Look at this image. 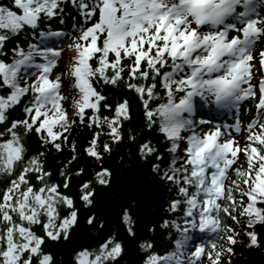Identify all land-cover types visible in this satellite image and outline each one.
I'll use <instances>...</instances> for the list:
<instances>
[{
	"label": "snow or ice",
	"instance_id": "snow-or-ice-1",
	"mask_svg": "<svg viewBox=\"0 0 264 264\" xmlns=\"http://www.w3.org/2000/svg\"><path fill=\"white\" fill-rule=\"evenodd\" d=\"M69 2L76 11L71 33L51 23L64 24V0L0 2V264H55L46 240H67L81 216L76 201L91 206L95 185L110 182L104 153L123 141L131 106L127 95L110 103L109 86L134 92L146 126L163 137L165 151L159 141L128 134L176 193L167 209L174 218L163 220L172 230L171 247L158 251L142 241V264H231L241 233L249 246H258L259 234L249 229L264 224V74L254 78L251 62L264 38V0ZM21 34L29 39L22 43ZM69 36L65 47L75 55L57 70L64 49L53 45ZM258 58L260 72L264 47ZM62 77L72 81L67 94ZM21 105L20 117L13 118ZM242 106L255 109L246 126ZM213 110H226L234 122L212 116ZM76 124L96 129L85 152L101 166L74 196L67 189L75 142L61 179L53 180L46 153L31 151L30 140L60 152ZM242 131L248 133L243 143L237 138ZM105 135L109 139L101 142ZM84 171L77 168L75 175ZM120 219L134 235L129 210ZM85 223L97 237L104 231L96 212ZM117 236L112 231L80 248L74 264H113L124 248Z\"/></svg>",
	"mask_w": 264,
	"mask_h": 264
},
{
	"label": "trees",
	"instance_id": "trees-1",
	"mask_svg": "<svg viewBox=\"0 0 264 264\" xmlns=\"http://www.w3.org/2000/svg\"><path fill=\"white\" fill-rule=\"evenodd\" d=\"M0 2H7V0H0ZM64 2V24L60 25V21L55 18L52 19L51 23L62 26L65 31L71 33V25L75 22L73 18L76 17V11L69 0H64ZM18 39L23 43L29 37L21 34ZM51 39L56 40L57 38ZM69 42L70 36L53 45L64 49L61 58L65 57L68 50H71V48L65 47ZM14 43L13 40L8 44L9 49L14 46ZM8 55L11 56L10 51ZM30 78H34V75ZM62 79L65 80V86L69 89L72 81L64 77ZM108 95L110 103H114L117 98L124 95L128 96L131 106V119L123 125V141L113 142L111 152L104 153L102 164L111 170L110 182L107 185H95L94 203L91 206H86L79 200L76 201V207L80 210L81 216L78 225L72 228L71 235L67 240H46L48 246L46 250L52 251L55 264H74L76 251L83 247L93 246L102 236L112 231H118L117 238L124 244L122 254L116 258L113 264H142L145 255L144 250L140 247L142 241H152L158 251L168 250L171 247L168 233L172 230L163 226V220L174 218L167 209L169 200L176 195L175 190L172 185L164 181L153 170L152 164L149 162L152 160L151 157L141 158L136 143L137 140L143 141L145 139H151L154 142L159 141L161 151H165L167 145L163 137L154 128L149 129L146 126L143 106L134 92H129L123 86L120 88L109 86ZM22 108L23 105L16 108L11 116L19 118ZM3 127L4 125L0 124V130ZM129 130L135 134L137 140L128 139ZM94 131L96 129L90 126L74 125L68 132V140L60 152L54 148H41L34 137L30 140L31 151H44L46 153L47 168L52 170L53 180L61 179L59 170L64 162L72 160L71 145L75 142L76 159L72 160L70 167H68V171L73 175L67 189V192L74 196L78 193L79 185L83 180L92 179L94 170H98L101 166L99 161L85 152ZM108 139L107 135L99 138L101 142ZM101 151H103L102 148ZM81 167L84 168V173L80 176L75 175L76 169ZM123 209L129 210L132 216L134 235H130L121 222L120 217ZM92 212H96L100 219L105 221V228L100 237L96 236L94 228L85 223L86 217ZM61 214L65 213L62 211ZM177 215H179L178 212ZM254 229L259 234V245L249 246L248 238L241 233L234 245L231 264H264V224H257ZM36 230L39 231L38 226ZM220 235L222 236L223 233ZM209 238L216 239L218 243L222 242L218 236L212 237L209 234Z\"/></svg>",
	"mask_w": 264,
	"mask_h": 264
},
{
	"label": "rangeland",
	"instance_id": "rangeland-1",
	"mask_svg": "<svg viewBox=\"0 0 264 264\" xmlns=\"http://www.w3.org/2000/svg\"><path fill=\"white\" fill-rule=\"evenodd\" d=\"M75 55V50L74 49H71V50H68V53H66V58L65 59H62L60 61V67L61 68H64L66 69L67 67L70 66V62H71V57ZM259 68V59H257V55L254 54V63H253V76L254 78L255 77H258L261 75V71L260 72H257L256 69ZM252 102L249 100V101H245V104H251ZM246 113L249 114V116L247 117V119L249 120L254 114H255V109L253 108L251 111H247ZM242 121L245 122V118H242ZM248 133L245 132V136L247 135ZM244 141L242 140L241 143H243ZM250 231L251 230H254V228L252 229H249Z\"/></svg>",
	"mask_w": 264,
	"mask_h": 264
}]
</instances>
